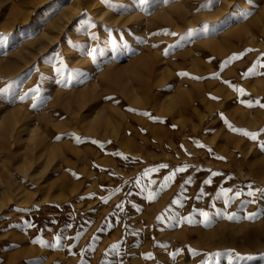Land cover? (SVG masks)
Listing matches in <instances>:
<instances>
[{
    "label": "rangeland",
    "instance_id": "rangeland-1",
    "mask_svg": "<svg viewBox=\"0 0 264 264\" xmlns=\"http://www.w3.org/2000/svg\"><path fill=\"white\" fill-rule=\"evenodd\" d=\"M0 89V264H264V0H0Z\"/></svg>",
    "mask_w": 264,
    "mask_h": 264
},
{
    "label": "snow or ice",
    "instance_id": "snow-or-ice-1",
    "mask_svg": "<svg viewBox=\"0 0 264 264\" xmlns=\"http://www.w3.org/2000/svg\"><path fill=\"white\" fill-rule=\"evenodd\" d=\"M203 27L206 29V28L209 27V25L204 24ZM191 32H192V30L190 29V30H189V34H191ZM172 35H175V33H172ZM249 71H252V69H249ZM2 91H4V90H3V89H0V92H2ZM241 91H243V90L241 89ZM257 103H259V102H257ZM260 106H261V107H264V104H261ZM233 130L235 131V129H233ZM245 134L248 135V133H245ZM255 135H256V134H252V138H253V139H255ZM203 215H206V213H204ZM248 258H250V257H248Z\"/></svg>",
    "mask_w": 264,
    "mask_h": 264
}]
</instances>
